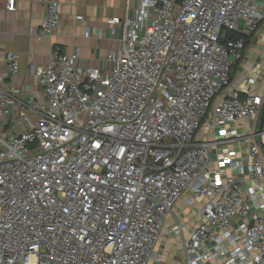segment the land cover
<instances>
[{
  "label": "built area",
  "instance_id": "obj_1",
  "mask_svg": "<svg viewBox=\"0 0 264 264\" xmlns=\"http://www.w3.org/2000/svg\"><path fill=\"white\" fill-rule=\"evenodd\" d=\"M124 9L107 20L121 34L108 74L53 49L31 73L41 96L26 100L0 72V264H163L154 248L181 199L199 219L183 264H264V94L224 93L264 3ZM59 22L47 1L36 41ZM6 62L18 75L19 55Z\"/></svg>",
  "mask_w": 264,
  "mask_h": 264
},
{
  "label": "crops",
  "instance_id": "obj_2",
  "mask_svg": "<svg viewBox=\"0 0 264 264\" xmlns=\"http://www.w3.org/2000/svg\"><path fill=\"white\" fill-rule=\"evenodd\" d=\"M49 0H15L13 12H7L0 0V72L8 75L26 100L41 96V89L32 78V70L42 65L53 49L61 53L77 51L79 63L84 68L97 67L109 73L108 55L120 45L121 34H111L107 20L123 17L126 0H54L59 4L60 22L50 38L36 41V34L45 15ZM263 5L264 0H255ZM82 17L76 20V17ZM89 33L88 35L86 33ZM245 50L242 60L230 69V85L224 93L237 94L240 98L248 92L264 94V19L254 33L242 36ZM19 55L20 72L12 77L7 71L6 55ZM257 75L253 85L248 79ZM195 211L181 199L164 223L161 237L154 251L163 264H183L181 242L186 239L198 222ZM180 225L182 233L174 235L172 229Z\"/></svg>",
  "mask_w": 264,
  "mask_h": 264
},
{
  "label": "water",
  "instance_id": "obj_3",
  "mask_svg": "<svg viewBox=\"0 0 264 264\" xmlns=\"http://www.w3.org/2000/svg\"><path fill=\"white\" fill-rule=\"evenodd\" d=\"M262 132H264V107L261 111L260 118H259V124H258V133H262ZM261 148H262L263 154H264V145L263 144L261 145Z\"/></svg>",
  "mask_w": 264,
  "mask_h": 264
},
{
  "label": "trees",
  "instance_id": "obj_4",
  "mask_svg": "<svg viewBox=\"0 0 264 264\" xmlns=\"http://www.w3.org/2000/svg\"><path fill=\"white\" fill-rule=\"evenodd\" d=\"M232 37H233V38H236V37H237V35H233ZM238 37H239V36H238ZM241 37H242V36H241ZM241 37H240V38H241ZM242 39H243V37H242ZM244 43H245V42H244Z\"/></svg>",
  "mask_w": 264,
  "mask_h": 264
},
{
  "label": "rangeland",
  "instance_id": "obj_5",
  "mask_svg": "<svg viewBox=\"0 0 264 264\" xmlns=\"http://www.w3.org/2000/svg\"><path fill=\"white\" fill-rule=\"evenodd\" d=\"M258 124H259V122H258ZM245 126H246V124H245ZM257 131H258V125H257Z\"/></svg>",
  "mask_w": 264,
  "mask_h": 264
},
{
  "label": "bare ground",
  "instance_id": "obj_6",
  "mask_svg": "<svg viewBox=\"0 0 264 264\" xmlns=\"http://www.w3.org/2000/svg\"><path fill=\"white\" fill-rule=\"evenodd\" d=\"M263 142H264V137H263Z\"/></svg>",
  "mask_w": 264,
  "mask_h": 264
}]
</instances>
